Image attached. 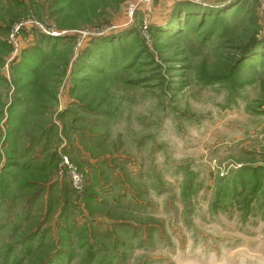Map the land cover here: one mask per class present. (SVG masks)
Masks as SVG:
<instances>
[{
	"label": "rangeland",
	"instance_id": "rangeland-1",
	"mask_svg": "<svg viewBox=\"0 0 264 264\" xmlns=\"http://www.w3.org/2000/svg\"><path fill=\"white\" fill-rule=\"evenodd\" d=\"M0 264H264V0H0Z\"/></svg>",
	"mask_w": 264,
	"mask_h": 264
}]
</instances>
